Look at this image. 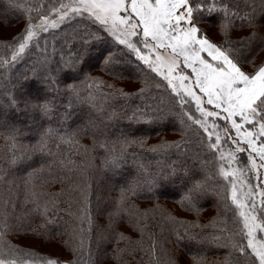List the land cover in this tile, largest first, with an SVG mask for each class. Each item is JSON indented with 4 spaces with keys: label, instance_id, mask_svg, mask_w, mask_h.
<instances>
[{
    "label": "trees",
    "instance_id": "16d2710c",
    "mask_svg": "<svg viewBox=\"0 0 264 264\" xmlns=\"http://www.w3.org/2000/svg\"><path fill=\"white\" fill-rule=\"evenodd\" d=\"M56 1L18 0L17 7L0 0V60H11L29 17L35 12L39 23ZM215 6L221 10L197 14V24L218 45L231 41L240 66L255 71L264 60L258 59L264 49V0H217ZM232 13L247 14L251 24ZM222 25L228 26L226 35ZM2 26L15 30L10 38L3 39ZM253 34L250 44L237 43ZM86 35L92 39L84 45ZM34 41L21 59L0 67V122L10 125L0 127L5 173L0 217L7 222L0 256H22L17 250H28L17 239L34 228L29 239L59 237L50 246L58 249L59 243L66 261L81 264H181L177 251L193 264H251L252 258L233 248L232 235L235 245L241 237L214 172L207 136L194 122L202 120L195 106L182 104L160 77L85 15L41 32ZM50 77L54 91L47 87ZM43 101L54 105L49 115L26 108L27 102ZM13 152L17 163L10 164ZM112 174L120 185H111ZM175 182L181 184L168 187ZM116 195H127L131 203L114 204ZM85 209L88 219H82ZM206 209L215 215L192 218ZM51 254L40 255L63 260Z\"/></svg>",
    "mask_w": 264,
    "mask_h": 264
},
{
    "label": "snow or ice",
    "instance_id": "6c2138e0",
    "mask_svg": "<svg viewBox=\"0 0 264 264\" xmlns=\"http://www.w3.org/2000/svg\"><path fill=\"white\" fill-rule=\"evenodd\" d=\"M72 2L77 4V7L71 8V16L65 10L59 21L53 20L47 27L44 23L36 25L37 31H34V26L29 23L25 29L26 34L18 38L19 46L13 52L11 60H0V67L21 59L29 48V42L35 43L34 38L38 36L39 31L47 32L49 27L58 28L65 19L88 13L90 18H94L93 22H98L119 44L126 45L130 50L135 51L139 59L148 64L153 72L160 74V67H167L164 79L180 97L182 104L189 103L184 97H191L195 100L201 116L204 117V121L196 119L194 122L208 133L209 150L218 151L219 146L222 143H228V140L238 143L235 137L230 136L231 129H235L237 135L242 136L251 147L255 143L252 138L257 136V133L248 130L244 127L245 125L253 129L258 126V136L264 137V64L254 72H245L240 66L236 50L231 47V41L226 40L224 45H218L197 26V14L221 10L215 6L217 0H72ZM9 3L13 6H20L18 0H9ZM224 11L227 17L228 12L226 9ZM232 16L246 20L251 24V19L247 14L240 17L239 13H232ZM221 27L226 35L228 26L222 25ZM140 34L144 37V40L141 41L144 48L148 49L149 53L155 52V60L151 63H149V56L140 55L142 50L127 39V37ZM255 38V34H253L252 37L237 43L250 44ZM81 39L83 44L87 45L92 37L86 35ZM9 47L12 46L9 45ZM253 58L247 62L251 63ZM181 63L183 68L191 69V72L187 75H180L177 78L179 80L177 85L169 77L180 68ZM190 79H192L191 86L184 83ZM46 83L49 91L55 90L54 79L50 77ZM178 88L183 90V95L177 90ZM67 90L75 92V86L68 84ZM197 90L203 97H206V103L216 110L201 107L205 100L197 94ZM10 103L14 107L16 106L15 97L11 99ZM29 106L41 111L44 115H49L54 107L48 101L27 102L26 108ZM207 118L231 121V129L227 126L223 128L225 135L223 141L219 134L215 136L214 141L211 140L213 133L205 127ZM237 118L242 123L238 122ZM189 119L191 120L193 117L189 115ZM216 119L212 121L213 129L220 127L216 123ZM236 150L243 152L245 149L237 148ZM259 152L260 159L264 161V140L261 141ZM9 163H17L14 152L13 159ZM112 163L115 164L116 161L113 160ZM4 178V170L0 168V181H3ZM85 214L82 219H88L87 209H85ZM241 215L244 214L241 213ZM251 219L255 221L256 217ZM89 224H91L90 219ZM6 227V219L0 217V238L5 234L3 229ZM245 227L248 229L247 243L233 245V248L238 251L241 257L252 258L251 264H257V262L264 264V235L259 238L256 235L257 229L264 233V221L259 224H249L245 218ZM24 255L33 257V259L23 260L21 264H60L56 259L34 257V254L30 252H25ZM0 264H17V261L15 259L5 261L0 258Z\"/></svg>",
    "mask_w": 264,
    "mask_h": 264
},
{
    "label": "rangeland",
    "instance_id": "374dc122",
    "mask_svg": "<svg viewBox=\"0 0 264 264\" xmlns=\"http://www.w3.org/2000/svg\"><path fill=\"white\" fill-rule=\"evenodd\" d=\"M63 6V7H62ZM54 10L50 12L47 16H44L41 18L40 22L36 23V17H35V12L31 16V19L28 20V24L31 23L34 28V31H37L35 28L36 25H39L41 23H44V25L47 27L48 25L51 24L53 20L59 21L60 17L63 15L64 11L67 10L69 12V15L71 16V8L77 7V4L73 3L72 0H58L52 4ZM39 11H42V9H39ZM6 12H3L5 14ZM52 13L54 14L52 16ZM87 18L94 20V18H90L88 13H84ZM78 16V15H76ZM75 17V16H73ZM72 17V18H73ZM67 20L65 19L63 23H61L59 26L64 24ZM98 23V22H96ZM99 24V23H98ZM197 26L202 30H205V27L201 24H197ZM3 27V26H2ZM3 33L1 34L2 36L6 37L3 39H8L11 37V35L15 32L13 28H7L3 27ZM49 29H53L49 27ZM44 31H39L38 34ZM106 32V31H105ZM209 34V31H207ZM243 32V31H242ZM107 33V32H106ZM26 33H24L25 35ZM107 35L114 41L115 44L125 48L127 51H129L142 65H144L146 68L150 69L149 65L146 64L143 60L139 59L138 54L135 51L130 50L126 45H121L119 44L114 37L110 36L108 33ZM1 37V36H0ZM2 38V37H1ZM124 38V37H122ZM131 42L135 43L138 48H140L142 51L140 55H148L149 56V63L155 60V52L149 53L148 49L144 48V45L141 43V41L144 40V37L142 34L138 36H130L127 37ZM19 44L17 45L16 51L18 49ZM264 48V47H263ZM261 53V55L258 57L260 60L262 57H264V49H261L258 53ZM182 61V57L180 58ZM264 64V60L261 61L260 66ZM258 68V67H257ZM182 69V71H181ZM247 70H252L249 68H246ZM256 69V68H255ZM151 70V69H150ZM244 70V69H243ZM152 71V70H151ZM245 71V70H244ZM153 72V71H152ZM191 72V69L188 68H183V64L181 63L180 68H178L175 72H173L172 76L169 77V79L173 80V83L179 84V80L177 79L180 75H187ZM247 72V71H246ZM254 72V71H252ZM158 77H160L166 84V87L169 89V91L173 94L176 95V93L173 91L172 87L169 85L168 81L164 79V75L167 74V67H160V74H157L154 72ZM194 79V77H193ZM185 84H188L191 86L192 84V79L185 81ZM178 91L181 92V95H183V90L182 89H177ZM197 94L201 95L202 98L205 100V103L201 105V107L206 108L207 107H212L211 105H208L206 103V97H203L201 93L198 92ZM177 96V95H176ZM179 97V96H178ZM180 98V97H179ZM185 100H188L190 104L194 105L197 113L199 114L200 118H202V121H204V117L201 116L200 112L197 109L196 102L193 100L191 97H184ZM208 109V108H206ZM211 110V109H208ZM216 110V109H214ZM223 115V114H222ZM213 119L216 118H207V121L205 122V127L208 128L209 132H212L213 135L211 137V140H215V136L217 134L220 135L221 141L225 139V135L223 132V128L225 127L224 125L226 124L228 126L229 121H224L220 119H216V123L220 126L219 128L213 129L212 127V121ZM238 122L239 118H237ZM223 122V123H222ZM231 123V121H230ZM201 131L205 133L207 136L206 140V147L209 149L208 144L210 142V138L208 136V133L204 131V128H201L199 124H197ZM10 125H6L0 122V127L6 128ZM247 128L250 131H253L257 133V136H255L254 140L255 143L250 147L248 143H246L243 139L242 136H238L236 132L233 131L235 134L234 136L238 143H233L231 140H228V143H222L219 146V150H210L213 153L212 156V165L214 172L216 176L219 178L220 184L222 186L223 190V195L224 199L227 203V208L231 212V215L233 217V222L235 223V228L238 229V234L241 237L239 240V244H246L247 243V232L248 229L245 227V218H247V222L249 224H259L262 221H264V161L260 159V152L259 148L261 147V141L262 138L264 137H259V128L253 129L248 127ZM86 142V141H84ZM241 143V144H240ZM244 144L245 146H243ZM237 148H244L245 150L243 152L237 151ZM255 165V166H253ZM109 181L111 182V185H120L121 184V179H119L116 175H110L107 177ZM181 182H175L171 183L168 185V187H177L180 185ZM51 190H59L58 186H53L51 187ZM117 199H113L114 204H119L121 201L126 200L129 203L130 199L127 197V195H116ZM158 204H162L163 206H166L168 202L166 201H158ZM149 205L151 203H148ZM167 206H171L174 212H178L179 215L185 216L184 213H182L180 210L175 208L174 206L168 204ZM243 213L244 215H241ZM197 214V213H196ZM193 215L192 218L196 216V219H199L200 221L206 220V218L210 217L211 215H215V212L212 209H206L204 210L201 214L199 215ZM256 217L255 221H253L251 218ZM118 219L113 220L112 219V224L117 227H120L121 230L124 228V223L122 222H117ZM30 232H26L23 237H19L17 239V243L20 245H23L28 251L34 254V257H44L41 256L40 254L42 252H46L49 254H53L61 259L62 261H59L60 264H81L80 262H75V261H66V255L65 252L62 250L60 244L58 243V249H54V243L57 245V242L61 240L59 237H53L49 238L50 240L53 241H36V237H33V239H29L31 236L30 234L35 231L34 228L32 230H29ZM35 234V232L33 233ZM256 235L257 238H259L261 235H264V233H261L259 229L256 230ZM16 237V235H11L10 236V241L13 240ZM232 239L234 241L233 245H235L236 240L234 239V236L232 235ZM42 242V243H41ZM120 243V241H117L116 244ZM17 244V245H18ZM237 245V244H236ZM19 246V245H18ZM19 252L20 257H18L17 253L14 252L11 256H0V258H3L5 261H10L15 259L17 261V264H21V261L23 260H29L33 259V257H28L25 256L23 251H20L19 249L17 250ZM250 252V250H249ZM177 253L181 254V264H193L189 259H186L183 254L179 251ZM51 254V255H52ZM86 264H119L116 261H108V260H101L97 263H86ZM258 264V262H257Z\"/></svg>",
    "mask_w": 264,
    "mask_h": 264
}]
</instances>
